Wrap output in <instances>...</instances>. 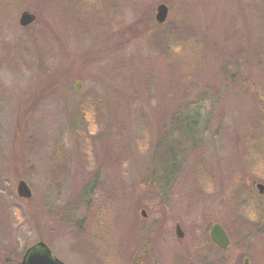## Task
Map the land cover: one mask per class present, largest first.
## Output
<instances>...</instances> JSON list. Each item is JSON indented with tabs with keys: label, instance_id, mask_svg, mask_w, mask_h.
<instances>
[{
	"label": "rangeland",
	"instance_id": "obj_1",
	"mask_svg": "<svg viewBox=\"0 0 264 264\" xmlns=\"http://www.w3.org/2000/svg\"><path fill=\"white\" fill-rule=\"evenodd\" d=\"M260 164L264 0H0L2 264H264Z\"/></svg>",
	"mask_w": 264,
	"mask_h": 264
},
{
	"label": "water",
	"instance_id": "obj_2",
	"mask_svg": "<svg viewBox=\"0 0 264 264\" xmlns=\"http://www.w3.org/2000/svg\"><path fill=\"white\" fill-rule=\"evenodd\" d=\"M168 6L164 3H161L157 7V14H156V19L158 22L163 23L167 19L168 16ZM36 20V15L29 10H25L21 13L19 22L21 26L27 27L30 24H32ZM80 83L77 84V87H80ZM257 187L260 191V193H264V185L262 183L257 184ZM17 192L18 195L22 198H31L32 197V190L28 183L20 179L17 185ZM142 214L146 216L145 211H142ZM176 233L179 238H183L185 236V233L183 229L181 228L180 223H177L176 225ZM211 236L213 240L220 245L223 249H226L229 245V238L227 234L225 233V230L220 224H214L212 229H211ZM39 246L43 249V254L42 255H36L35 254V247ZM33 246L32 248L28 249L25 258L23 261V264H63L62 261L59 259L54 260L51 258V250L49 247L41 241L38 243V245ZM245 264H249L248 259H245Z\"/></svg>",
	"mask_w": 264,
	"mask_h": 264
},
{
	"label": "trees",
	"instance_id": "obj_3",
	"mask_svg": "<svg viewBox=\"0 0 264 264\" xmlns=\"http://www.w3.org/2000/svg\"><path fill=\"white\" fill-rule=\"evenodd\" d=\"M31 42H33V39L31 40ZM12 49V47H8L7 50ZM15 52L12 54L14 59V65H22L23 67H26V69H35L38 66H43L44 68V64H37L38 62H43L44 58H43V51L40 52V49L37 50L36 52H33L31 50H14ZM23 53H24V58H23ZM12 57V58H13ZM29 61H28V60ZM4 63V61H3ZM32 64V66L30 64ZM5 64V63H4ZM20 67V66H18ZM258 205H259V201L257 200ZM261 206V205H259ZM264 208V206L262 207Z\"/></svg>",
	"mask_w": 264,
	"mask_h": 264
},
{
	"label": "clouds",
	"instance_id": "obj_4",
	"mask_svg": "<svg viewBox=\"0 0 264 264\" xmlns=\"http://www.w3.org/2000/svg\"><path fill=\"white\" fill-rule=\"evenodd\" d=\"M254 174L264 177V164H260L253 168ZM211 191V188L207 189ZM240 214L249 222L255 223L262 218L261 211L254 206H244L240 210Z\"/></svg>",
	"mask_w": 264,
	"mask_h": 264
},
{
	"label": "flooded vegetation",
	"instance_id": "obj_5",
	"mask_svg": "<svg viewBox=\"0 0 264 264\" xmlns=\"http://www.w3.org/2000/svg\"><path fill=\"white\" fill-rule=\"evenodd\" d=\"M176 224H177V223H176ZM214 224H215V223H214ZM175 227H176V226H175ZM40 241H41V240H40ZM40 241H39V242H40ZM36 245H38V242H37V244H35V246H36ZM146 246H147V245H146ZM51 252H52V251H51ZM147 252H149V251H148V246H147ZM25 254H26V253H24V255H23V257H22V260H21V263H20V264H23V261H24V258H25ZM35 254H36V255H42V254H43V249H42L41 247H39V246H36V247H35ZM147 254H148V253H147ZM51 258L54 259V260H56V259L58 260V259H59V258L56 257L55 255H53V252L51 253ZM59 260L62 261L61 259H59ZM62 262H63V264H66L64 261H62Z\"/></svg>",
	"mask_w": 264,
	"mask_h": 264
},
{
	"label": "bare ground",
	"instance_id": "obj_6",
	"mask_svg": "<svg viewBox=\"0 0 264 264\" xmlns=\"http://www.w3.org/2000/svg\"><path fill=\"white\" fill-rule=\"evenodd\" d=\"M43 58L45 59V57L47 56V54L49 53V50H44L43 52ZM47 58V57H46ZM37 90V89H36ZM36 90H34V91H36ZM33 91V92H34Z\"/></svg>",
	"mask_w": 264,
	"mask_h": 264
}]
</instances>
